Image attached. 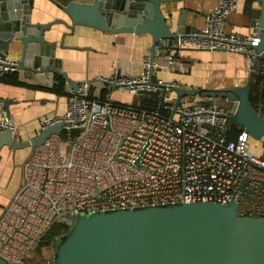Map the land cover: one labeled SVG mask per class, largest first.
Segmentation results:
<instances>
[{
	"label": "built area",
	"instance_id": "2783aa9c",
	"mask_svg": "<svg viewBox=\"0 0 264 264\" xmlns=\"http://www.w3.org/2000/svg\"><path fill=\"white\" fill-rule=\"evenodd\" d=\"M236 6L237 0H218L202 28L179 34L168 46L160 40L154 69H170L177 51L198 48L244 53L249 73L256 72L259 29L239 35L224 28ZM19 65L0 52V74L19 71ZM149 66L146 55L136 75L113 72L70 86L65 111L41 121V129L63 121L62 129L31 146L22 162V184L0 213V256L28 264L53 223L69 227L82 212L214 200L237 202L239 214L264 217V152L250 149L244 128L230 136L229 112L213 97L177 100L178 81L150 83ZM112 91L137 98L115 101ZM141 93H154L156 105L145 106ZM7 127L16 136L0 97V128ZM62 138L72 141L68 151Z\"/></svg>",
	"mask_w": 264,
	"mask_h": 264
},
{
	"label": "water",
	"instance_id": "95a60500",
	"mask_svg": "<svg viewBox=\"0 0 264 264\" xmlns=\"http://www.w3.org/2000/svg\"><path fill=\"white\" fill-rule=\"evenodd\" d=\"M175 0H71L59 4L75 24L96 27L117 34H146L152 42L149 53V82L153 80L155 45L179 34L195 31L186 24L183 9L174 23L173 12L164 15L161 4ZM250 8L252 27L259 29L254 45L255 62L264 51V0ZM33 0H0V50L20 44V69L48 82L49 74L59 73L75 87L55 57V43L44 37L51 23H33ZM56 21H59L57 19ZM117 74H122L118 69ZM43 78L45 80H43ZM250 80V78H249ZM229 89L174 86L177 100L184 95L223 97L236 102L228 118L252 137L264 135V116L249 101L250 82ZM3 107L10 117L8 98ZM63 121L43 127L37 136L18 141L11 127L0 128V151L42 144L59 133ZM239 203L214 200L177 201L76 214L68 229L53 242V257L47 264H264V217L239 214ZM0 264H13L0 256Z\"/></svg>",
	"mask_w": 264,
	"mask_h": 264
},
{
	"label": "crops",
	"instance_id": "0c3cea01",
	"mask_svg": "<svg viewBox=\"0 0 264 264\" xmlns=\"http://www.w3.org/2000/svg\"><path fill=\"white\" fill-rule=\"evenodd\" d=\"M71 0H33L30 11L33 23H51L45 30L47 41L55 43V57L60 60L61 68L72 80L94 81L99 76H107L118 69L125 75H136L142 69V60L150 53L151 36L135 33H111L96 27L75 24L70 28L69 16L59 4ZM86 1V0H78ZM218 0H175L162 3L164 15L173 12L174 23L184 9L186 24L195 30L204 26V14L215 6ZM259 8V0H237L236 8L225 20L224 28L228 33L248 34L253 28L250 8ZM59 19V21H56ZM10 58L19 59L20 44H10L5 53ZM258 58L264 59V51ZM264 66V64H263ZM24 84L13 85L0 80V97L8 98L10 117L17 128L20 141L37 136L41 131V121L56 113H63L67 107L69 82L64 78V93H56L41 86H51L54 75L49 74L48 82L35 75H26L25 70L17 71ZM6 73V72H5ZM3 74V73H2ZM0 74V76L2 75ZM249 70L244 53L224 50L185 48L175 53V61L170 69L156 68L153 80L178 81L183 87H202L229 89L243 86L249 80ZM43 80H45L43 78ZM104 95V94H103ZM110 97L119 102L133 101L137 97L127 91H112ZM145 106H154L157 96L154 93H141ZM192 99H198L194 96ZM234 107L236 102H233ZM264 141V135L262 136ZM18 140V138H17ZM249 139L250 149L256 153L264 152V142ZM30 152V147L13 149L3 147L0 152V213L18 190L23 181L22 162Z\"/></svg>",
	"mask_w": 264,
	"mask_h": 264
},
{
	"label": "trees",
	"instance_id": "16d2710c",
	"mask_svg": "<svg viewBox=\"0 0 264 264\" xmlns=\"http://www.w3.org/2000/svg\"><path fill=\"white\" fill-rule=\"evenodd\" d=\"M264 59L258 58L257 60V71L250 74L249 82H250V92H249V101L255 110L264 116V88L261 86L262 81L264 80ZM0 80L5 83L13 84V85H22V82L19 78V74L17 71H8L3 73L0 76ZM53 83L51 86H41L43 88H48L49 90L56 93H64V77L56 73L54 75ZM105 91V90H104ZM102 92V95L106 92ZM68 93V91L66 92ZM104 96V95H103ZM238 132V127L234 123H231V133L230 136L234 137ZM7 147V146H3ZM2 147V149H3ZM9 147V146H8ZM1 149V150H2ZM1 152V151H0ZM68 229V226H65L60 223H53L48 230L44 233L42 238L40 239L37 250H39L42 246H52L55 238L59 236L61 233H64Z\"/></svg>",
	"mask_w": 264,
	"mask_h": 264
},
{
	"label": "rangeland",
	"instance_id": "374dc122",
	"mask_svg": "<svg viewBox=\"0 0 264 264\" xmlns=\"http://www.w3.org/2000/svg\"><path fill=\"white\" fill-rule=\"evenodd\" d=\"M194 98V96H190V95H184L181 97V100L182 101H185V100H188V99H192ZM218 103L220 106H222V108L226 111V112H229V113H232L234 112L235 108H236V105L234 107V104L232 100L228 99V98H223V97H213ZM130 102V101H128ZM18 138V141L21 140V137H17ZM250 138L252 139V141H260L261 140V143L263 144V138H256V137H252L250 135ZM251 140L250 142L253 143ZM71 143L72 141L70 140H67L66 138H62V146H63V149L68 151L70 146H71ZM53 252H54V249L53 247L50 245V246H42L39 250H35L34 251V255L32 257V259L29 261L28 264H46L47 262H49L52 257H53Z\"/></svg>",
	"mask_w": 264,
	"mask_h": 264
},
{
	"label": "flooded vegetation",
	"instance_id": "af4514ba",
	"mask_svg": "<svg viewBox=\"0 0 264 264\" xmlns=\"http://www.w3.org/2000/svg\"><path fill=\"white\" fill-rule=\"evenodd\" d=\"M50 261H51V260H50ZM50 261H49V262H50ZM47 263H48V262H47ZM47 263H46V264H47Z\"/></svg>",
	"mask_w": 264,
	"mask_h": 264
}]
</instances>
